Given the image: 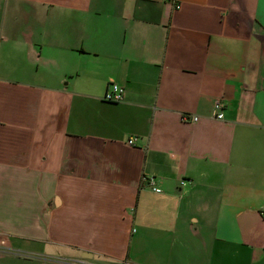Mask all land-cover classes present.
Returning <instances> with one entry per match:
<instances>
[{
  "label": "crops",
  "instance_id": "crops-1",
  "mask_svg": "<svg viewBox=\"0 0 264 264\" xmlns=\"http://www.w3.org/2000/svg\"><path fill=\"white\" fill-rule=\"evenodd\" d=\"M176 2L0 0V264H264V0Z\"/></svg>",
  "mask_w": 264,
  "mask_h": 264
},
{
  "label": "built area",
  "instance_id": "built-area-1",
  "mask_svg": "<svg viewBox=\"0 0 264 264\" xmlns=\"http://www.w3.org/2000/svg\"><path fill=\"white\" fill-rule=\"evenodd\" d=\"M164 1L171 2L174 5V7H179V4L176 2V0H164ZM122 98H123V88L119 86V83L112 81L110 85H108V88L106 89L104 93L103 100L107 102H117V101L119 102L122 100ZM224 104L225 102L221 97H217L214 99L213 104H212V112L215 115V117L217 118L223 117L222 108ZM188 119L197 120L198 117L197 115L190 116L189 114H185L183 116V120H188ZM126 143L134 144V137L133 136L128 137L126 140ZM149 183L153 184V180L150 179ZM152 189L154 191H160V188L156 186H153ZM260 214H261L260 215L261 218L264 221V199L262 200V203H261ZM120 264H130V262H128L127 260H124Z\"/></svg>",
  "mask_w": 264,
  "mask_h": 264
},
{
  "label": "water",
  "instance_id": "water-1",
  "mask_svg": "<svg viewBox=\"0 0 264 264\" xmlns=\"http://www.w3.org/2000/svg\"><path fill=\"white\" fill-rule=\"evenodd\" d=\"M82 255H83V257H86V256H87V255H85V254H83V253H82ZM89 255H91V254H89Z\"/></svg>",
  "mask_w": 264,
  "mask_h": 264
}]
</instances>
